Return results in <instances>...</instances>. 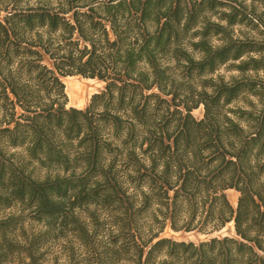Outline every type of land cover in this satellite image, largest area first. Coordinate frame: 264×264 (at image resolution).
<instances>
[{
    "label": "trees",
    "instance_id": "16d2710c",
    "mask_svg": "<svg viewBox=\"0 0 264 264\" xmlns=\"http://www.w3.org/2000/svg\"><path fill=\"white\" fill-rule=\"evenodd\" d=\"M246 3L0 0V264H264V42L242 31L264 0ZM68 77L105 87L68 108Z\"/></svg>",
    "mask_w": 264,
    "mask_h": 264
},
{
    "label": "rangeland",
    "instance_id": "374dc122",
    "mask_svg": "<svg viewBox=\"0 0 264 264\" xmlns=\"http://www.w3.org/2000/svg\"><path fill=\"white\" fill-rule=\"evenodd\" d=\"M35 1H33L34 3ZM247 6L252 5V0H247ZM258 15L262 14V20L264 21V9L259 6H254ZM237 31H240L239 28ZM243 33L248 35L249 39L264 42V25H259L257 30L254 29H243ZM219 75L224 78L226 82L232 81L235 78H241L238 73L236 72H227L225 69L219 72ZM253 77V75H249ZM63 83L66 87V94L68 96V108H77V109H85L89 106L91 102V98L104 90L105 85L97 80H88L82 77H68L63 79ZM242 107V106H240ZM194 117L197 119H201L204 115L203 107L199 110L194 111ZM45 174V173H43ZM47 176H54V175H34V177L38 179H45ZM227 196L229 200L231 198L235 199L237 196V192L229 191L227 192ZM238 194V199H239ZM231 202V201H230ZM238 202V201H237ZM232 203V202H231ZM232 205L236 208L237 203ZM14 211H6L5 213H0V217H4L6 215L12 214ZM234 237L235 231L233 225H228L223 231L218 234L213 235L212 237ZM163 238H171L177 241H185V242H193L199 244L207 239V237L200 236L198 234H174L170 230L163 235Z\"/></svg>",
    "mask_w": 264,
    "mask_h": 264
},
{
    "label": "bare ground",
    "instance_id": "6f19581e",
    "mask_svg": "<svg viewBox=\"0 0 264 264\" xmlns=\"http://www.w3.org/2000/svg\"><path fill=\"white\" fill-rule=\"evenodd\" d=\"M230 201H231L232 203L236 204L237 201H238V193H237V196L235 197V199L231 198ZM232 225H233V224H232Z\"/></svg>",
    "mask_w": 264,
    "mask_h": 264
}]
</instances>
